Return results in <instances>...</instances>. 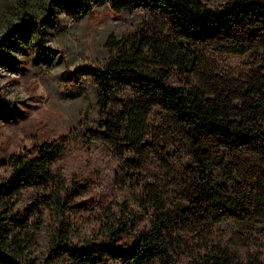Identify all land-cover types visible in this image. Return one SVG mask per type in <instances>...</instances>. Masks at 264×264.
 I'll list each match as a JSON object with an SVG mask.
<instances>
[{"label": "trees", "instance_id": "1", "mask_svg": "<svg viewBox=\"0 0 264 264\" xmlns=\"http://www.w3.org/2000/svg\"><path fill=\"white\" fill-rule=\"evenodd\" d=\"M10 1L15 10L0 4L8 69L59 10L77 15L106 1L159 15L108 38L113 51L94 70L97 137L119 160L111 196L97 198L92 171L66 179L53 169L66 134L0 150V264H264L218 230L225 219L264 228V0ZM6 101L0 90V114ZM26 186L33 194L20 205ZM95 201L82 231L74 207Z\"/></svg>", "mask_w": 264, "mask_h": 264}, {"label": "rangeland", "instance_id": "2", "mask_svg": "<svg viewBox=\"0 0 264 264\" xmlns=\"http://www.w3.org/2000/svg\"><path fill=\"white\" fill-rule=\"evenodd\" d=\"M2 2L6 3L0 2L6 10L9 6L15 10L12 1ZM13 15L11 12L9 16ZM158 15L141 5L114 10L104 1L92 11L77 15L59 10L54 25L39 27L25 47L12 53L17 68L0 66V90L8 106L0 114V150H19L35 141V136L55 138L66 134V145L53 169L66 179L74 173L92 171L97 198L111 196L112 178L119 170V160L112 147L97 137L102 125L97 111L94 70L113 51L105 43L108 38H118ZM18 16L19 13L14 17ZM3 20L4 15L0 25ZM226 55L233 62L239 61L236 55ZM114 108L107 106L109 111ZM87 131L92 132L93 138L85 136ZM33 189L32 186L23 189L25 201L20 205L25 204ZM97 205L95 201L74 207L72 213L82 231L87 224L85 217ZM218 227L222 241L233 251L240 255L257 251L264 259V228H242L231 219L222 220ZM46 235L43 225L36 234L37 251L44 249Z\"/></svg>", "mask_w": 264, "mask_h": 264}]
</instances>
